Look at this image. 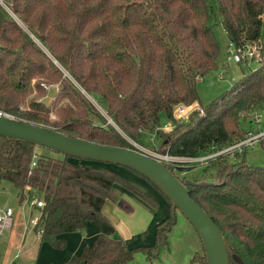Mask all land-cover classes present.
Here are the masks:
<instances>
[{"label":"trees","instance_id":"16d2710c","mask_svg":"<svg viewBox=\"0 0 264 264\" xmlns=\"http://www.w3.org/2000/svg\"><path fill=\"white\" fill-rule=\"evenodd\" d=\"M1 1L0 111L13 118L132 149L124 136L138 142L142 131H155L160 153L198 156L242 138L247 113L263 107L264 59L204 107L197 80L217 68V22L235 46L260 40L264 55V0ZM56 82L59 88L49 106L36 99L44 93L43 83ZM192 103L203 114L193 111L186 122H178L175 106ZM162 118L173 123L170 130L160 129ZM37 147L0 136V183H10L19 202L32 193L43 200L35 230L55 248L65 245L60 234L83 231L88 221L97 225L92 243L62 264H128L136 251L150 260L159 256L177 221L178 210L168 199L169 214L156 225L153 244L129 248L122 237H113L115 226L102 210L106 200L126 207L113 184L155 202L112 170L53 156L44 147L37 154ZM245 152L235 160L225 155L208 160L202 177L193 180L215 184L193 185L189 194L222 232L229 264H264V165L248 164ZM167 166L180 181L185 179L177 172L188 167ZM193 262L206 264V258L194 254Z\"/></svg>","mask_w":264,"mask_h":264},{"label":"rangeland","instance_id":"374dc122","mask_svg":"<svg viewBox=\"0 0 264 264\" xmlns=\"http://www.w3.org/2000/svg\"><path fill=\"white\" fill-rule=\"evenodd\" d=\"M0 2L2 3L1 0ZM13 17L15 18L17 24L22 29H26L25 24L21 20H19L15 15H13ZM213 31L215 33L219 45V58H218L217 68L211 71L210 73H208L207 75L201 76L197 80L199 103L203 107L208 105L210 102H212L218 95L226 91L245 72L249 71L252 68H255L256 65L258 64L253 60H249V61L245 60L242 63H234V62L228 63L226 61V56L228 55L229 41L226 32L224 31L223 26L219 22H217L213 26ZM62 71L64 75L68 76L65 70L62 69ZM46 84L45 83L42 84L44 87V93L38 95V97L36 95L35 97L38 101L43 102L45 105L49 106L56 96L57 90L59 88V82L51 83L47 85ZM86 96L90 100V102L94 105V107L99 111V113H101L105 117V119H107V122L113 124V122L110 121L111 119L106 115V112L102 108V106L91 96L89 95ZM33 97L34 94L27 96L24 99V103L20 105V108L22 110L28 108L29 99ZM189 115L184 119L178 118L176 120L178 122H186V120H188ZM50 119L52 121L56 119L53 112H50ZM95 121L96 123L98 122L97 119ZM161 121L162 123L160 125V129L168 131L173 127V123L170 120H165L164 118H162ZM243 125L244 128L248 127L246 123H243ZM141 135L142 136L140 138V141L138 142L126 136L124 137L129 142V144L135 148V150L137 149V151L142 152L147 156L153 157L155 154H162L160 153V148H161L160 137L157 136L155 131L153 132L142 131ZM35 150L37 154H40V152L42 151L39 147H37ZM45 152L52 154L53 156H61L60 153H56L48 150H45ZM244 156L246 159L245 161L250 165H254V166L264 165V147L260 143L254 144L253 147L247 149ZM69 160L77 163L79 162L87 167L96 166L99 168H107L108 170H112L116 172L120 176L121 174L125 176V173L129 172L128 175L132 177L137 176L139 178L144 179V181L147 180L146 178L137 174L136 172L117 164L88 160V159H78L74 157H69ZM167 162H169L168 164H170V161ZM207 163L208 161L202 164H193L190 166L185 165L183 167H188V170L178 171L177 175L180 178L185 176V178L194 181L193 179L202 177L201 170L204 167L208 166ZM146 182L148 183V180ZM118 184L122 185L120 183ZM148 184L153 189L157 190L150 182ZM129 191L137 195V193H135L134 191L132 190ZM159 194L162 196L163 200H167L164 197V195H162V193ZM21 203H26V202L22 201ZM21 203L18 200L17 192L15 188L8 182L5 181L1 182L0 207H12L14 210V216H13V225L11 229L4 231L0 237V264L36 263L35 258L38 253V246L36 245L34 239L31 238L29 235H27L25 241H23L25 237L22 233L24 231L23 227H25L26 225L27 227H25V229L26 228L32 229L31 226L28 225V218L31 215L37 214L38 211H36V208H34V206H31L28 203H26L28 205H24ZM27 206L28 208H30L29 211L27 209ZM29 212H31L32 214H30ZM35 232L32 231L30 232V234L34 235ZM169 236H168V244L160 249L159 261L147 259V257L142 251H136L134 253L133 259L129 261L128 264H190V259L194 254H196L199 259L205 256L201 241L195 229L179 211H177L176 224L173 226L171 232L169 233ZM137 247L138 246H136L135 248ZM47 258L48 257L45 256V260L42 262L43 264H46ZM192 264H196V262H193Z\"/></svg>","mask_w":264,"mask_h":264},{"label":"water","instance_id":"95a60500","mask_svg":"<svg viewBox=\"0 0 264 264\" xmlns=\"http://www.w3.org/2000/svg\"><path fill=\"white\" fill-rule=\"evenodd\" d=\"M110 120V119H109ZM111 121V120H110ZM0 136L28 142L62 155L124 166L149 180L195 229L206 258V264H229L222 232L207 212L190 196L193 185H211L188 178L180 181L161 160L132 148L107 146L69 137L32 123L0 114ZM114 234L113 237H117Z\"/></svg>","mask_w":264,"mask_h":264},{"label":"crops","instance_id":"0c3cea01","mask_svg":"<svg viewBox=\"0 0 264 264\" xmlns=\"http://www.w3.org/2000/svg\"><path fill=\"white\" fill-rule=\"evenodd\" d=\"M128 173L129 172H126L125 176L122 174V177L120 175L119 176L139 189L155 203L153 204L140 195H136L129 191L130 189L119 185L118 183H114L112 190L120 199H122L126 207L124 208L111 200H106L102 210L103 213L112 221L117 234L122 237L125 244L129 248H135L136 246H150L154 242L155 227L159 222L163 221L168 216L170 205L168 200L162 199V196L159 194L161 192L158 189L155 190L148 184L149 181L147 183V180L144 181V179L137 176L132 177L128 175ZM21 204L28 205L26 203ZM27 209L29 211L30 208L27 206ZM29 213L32 214L31 212ZM23 228L24 231L22 234L25 237L23 241H25L27 235H29L34 239L36 245L38 246V253L35 258L36 263L34 264H43L42 262L45 260V256L48 257L46 264H62L69 260L72 256L79 255L82 247L90 245L98 234L97 225L92 221H88L83 231L60 234L58 237L64 240L65 245L63 248L58 249L51 246L47 241H42L40 235L37 234L33 228ZM32 231L35 232L36 236L35 234H30ZM152 260L159 261L160 256Z\"/></svg>","mask_w":264,"mask_h":264},{"label":"built area","instance_id":"2783aa9c","mask_svg":"<svg viewBox=\"0 0 264 264\" xmlns=\"http://www.w3.org/2000/svg\"><path fill=\"white\" fill-rule=\"evenodd\" d=\"M262 47L263 46L260 40L255 43H246L242 46H235L233 43L229 42L226 61L228 63H242L245 60H253L259 64L264 59V55L261 52ZM194 110L203 114V109L198 103L188 105L177 104L173 113L176 119H184ZM0 114L13 117L1 111ZM244 123L248 125V127L244 128V136L225 147L218 148L216 145H213L209 151H206L198 156H171L168 154H155L153 157L165 162L166 164L169 163L167 161H170V164L175 166L202 164L220 155L227 156L229 160H235L237 153H242L243 150L253 147L254 144L260 143L264 147V101L262 108H255L247 113V118ZM24 202L34 206L36 209L41 208L44 205L43 200L35 195V193L25 196ZM13 216L14 210L12 207H0V237L4 231L9 230L12 227ZM39 220L40 212H37V214L29 216L28 225L35 229L36 226H38ZM25 227H27V225ZM35 231L40 235V231L38 229Z\"/></svg>","mask_w":264,"mask_h":264}]
</instances>
